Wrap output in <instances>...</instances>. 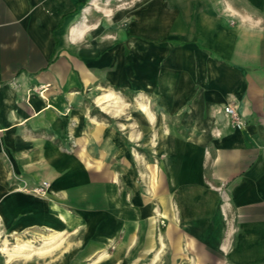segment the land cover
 Here are the masks:
<instances>
[{
  "label": "crops",
  "instance_id": "1",
  "mask_svg": "<svg viewBox=\"0 0 264 264\" xmlns=\"http://www.w3.org/2000/svg\"><path fill=\"white\" fill-rule=\"evenodd\" d=\"M0 223L264 264V0H0Z\"/></svg>",
  "mask_w": 264,
  "mask_h": 264
},
{
  "label": "rangeland",
  "instance_id": "2",
  "mask_svg": "<svg viewBox=\"0 0 264 264\" xmlns=\"http://www.w3.org/2000/svg\"><path fill=\"white\" fill-rule=\"evenodd\" d=\"M116 1L120 3V0ZM101 102L100 104L97 103L103 108L109 105L107 111L110 112L108 113L115 115H120L123 109L129 111L135 107L134 103H130L127 108H121L120 103L114 99L106 102L103 98ZM146 140H148L147 137ZM36 188H42V190L35 191ZM43 188L45 186L42 185L29 187L28 191L34 195L45 196ZM88 227L90 228V226ZM89 228L87 232H90ZM48 234V230L42 229L13 233L5 229L0 223V264H110L104 260L105 258L102 260L96 255L99 250L106 248L102 246V248H96L95 253L92 252L93 248L78 229H62L61 234L55 240L45 245L39 236H47ZM17 238L30 241V251H19L16 247Z\"/></svg>",
  "mask_w": 264,
  "mask_h": 264
},
{
  "label": "bare ground",
  "instance_id": "3",
  "mask_svg": "<svg viewBox=\"0 0 264 264\" xmlns=\"http://www.w3.org/2000/svg\"><path fill=\"white\" fill-rule=\"evenodd\" d=\"M103 98H105V96H103L102 98H98L97 102L100 104L102 103L101 101L103 100ZM142 109L144 110L145 108L142 107ZM59 235L58 232L54 231V230H50L49 234L47 236H39L42 241L44 242V244H48L50 243L51 241L55 240L56 237ZM17 249L19 251H30V248H31V244H30V241L28 240H20V238H17Z\"/></svg>",
  "mask_w": 264,
  "mask_h": 264
},
{
  "label": "built area",
  "instance_id": "4",
  "mask_svg": "<svg viewBox=\"0 0 264 264\" xmlns=\"http://www.w3.org/2000/svg\"><path fill=\"white\" fill-rule=\"evenodd\" d=\"M223 110L225 114L228 115L232 119V121L235 123L236 126H240L242 124V122L239 120L238 114L236 113L233 107L225 106ZM45 185H46V182H43L42 186H45ZM41 190L42 188L35 189V191H41Z\"/></svg>",
  "mask_w": 264,
  "mask_h": 264
}]
</instances>
